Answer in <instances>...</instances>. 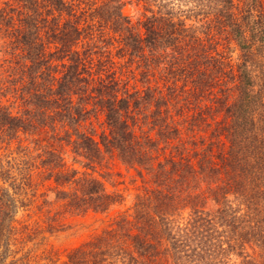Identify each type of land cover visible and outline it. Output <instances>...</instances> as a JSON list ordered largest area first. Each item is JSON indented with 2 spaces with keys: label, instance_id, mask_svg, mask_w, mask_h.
<instances>
[{
  "label": "trees",
  "instance_id": "obj_1",
  "mask_svg": "<svg viewBox=\"0 0 264 264\" xmlns=\"http://www.w3.org/2000/svg\"><path fill=\"white\" fill-rule=\"evenodd\" d=\"M1 46L16 58L1 97L18 104L0 102V145L36 137L6 165L43 175V206L119 204L94 175L112 153L143 185L129 213L55 264H264V0H3ZM16 212L1 189L0 264H28L10 249Z\"/></svg>",
  "mask_w": 264,
  "mask_h": 264
},
{
  "label": "rangeland",
  "instance_id": "obj_2",
  "mask_svg": "<svg viewBox=\"0 0 264 264\" xmlns=\"http://www.w3.org/2000/svg\"><path fill=\"white\" fill-rule=\"evenodd\" d=\"M0 1L2 2L3 0ZM139 10L138 7L134 8L129 5H126L123 9L124 13L130 17L134 24H136L139 17ZM1 47L7 53L4 54L3 50L0 52V86L1 84L14 83L13 80L16 73L11 70V68H15L16 66V58L13 59L14 55L12 54L13 50L4 49V46ZM221 49L224 57L230 55V58L233 60L234 53L231 46H221ZM162 78L159 75L153 74V77H150V84L153 86L157 84L159 85L158 87L165 91L164 80ZM1 94L4 95L0 91L1 103H13V106L18 104L13 99L14 93L13 95L12 93H8L3 98ZM190 108L193 110L194 106ZM187 113L191 114V111H187ZM102 120L103 117L100 112H97L89 119L91 126L97 133L103 129ZM186 127L189 128L190 125L187 124ZM148 133L151 136L153 135V132ZM190 133V131H186L185 138ZM41 137L42 135H38L37 141ZM34 142H36V137L21 135L17 139L12 140L7 146L1 144L0 164L4 167H0V174L3 169H8L6 161L11 158H17L16 152L18 151L16 150V146L19 143L22 145L29 144L32 147L35 144ZM51 142L52 140L50 139L47 143ZM103 171L116 174L112 177L113 183L97 175ZM25 175L26 172L21 174V172H15L9 167L8 171L0 177V192L1 189H8L17 207L15 227L18 228L19 235L17 236L18 240L12 241L13 246L10 249L13 251L19 250L17 256L28 253L29 258L26 260L28 264H55L63 261L68 250L79 246L92 236L109 228L117 216L124 211L129 213L135 195L141 191L143 186L141 179L135 175L134 171L121 164L116 159L114 153L105 155L101 165L97 166L94 175L99 178L107 191L118 192L122 196V201L104 214L87 212L82 216H68L67 214L63 215L60 213L62 208L57 205H42L41 193L51 187L48 181L43 180V175L38 174L37 170H32L29 178ZM24 178L27 179L24 181ZM56 212L59 213L56 215ZM48 217H52V219H48Z\"/></svg>",
  "mask_w": 264,
  "mask_h": 264
}]
</instances>
